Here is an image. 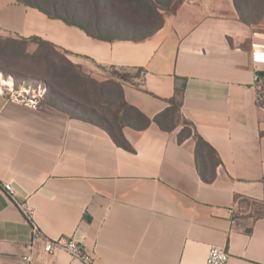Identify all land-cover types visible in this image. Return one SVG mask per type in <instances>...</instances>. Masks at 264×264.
Segmentation results:
<instances>
[{
	"label": "crops",
	"instance_id": "1",
	"mask_svg": "<svg viewBox=\"0 0 264 264\" xmlns=\"http://www.w3.org/2000/svg\"><path fill=\"white\" fill-rule=\"evenodd\" d=\"M0 37L53 45L92 80L120 84L123 102L150 120L125 123L119 109L115 123L90 121L0 95V183L16 191L12 199L0 188V264L28 252L34 264H86L62 250L46 256L60 238L92 264H206L214 246L229 264H264L263 82L252 64L264 33L234 0H174L163 27L140 42L98 40L0 0Z\"/></svg>",
	"mask_w": 264,
	"mask_h": 264
},
{
	"label": "trees",
	"instance_id": "2",
	"mask_svg": "<svg viewBox=\"0 0 264 264\" xmlns=\"http://www.w3.org/2000/svg\"><path fill=\"white\" fill-rule=\"evenodd\" d=\"M19 2L36 8L46 14L52 19L61 20L69 26H75L85 31L91 37L103 40L107 42L114 41H132L140 42L148 37L152 36L164 25V12H168L172 8L174 0H18ZM235 6L238 10L241 20L248 24L253 25L244 14V2L248 3V0H234ZM263 1V0H262ZM45 5H49L46 7ZM164 5V6H163ZM264 14V10H263ZM264 16V15H263ZM153 24V25H152ZM124 28V37L120 36L121 29ZM143 29H146L142 32ZM147 31V32H145ZM136 33H142L140 36H136ZM130 34H133L130 36ZM1 39V38H0ZM11 42L14 44L23 43L26 47L30 42L37 44L38 48L35 51L37 54L41 53L43 48H51L53 51L55 47L39 38H31L29 40H16L12 38ZM48 53L45 55L46 61L49 59ZM68 69L71 71L72 77L87 79L90 83L96 85L101 92V95H105L110 99H118L119 109L122 113V119L125 123L131 124V120L135 119L144 122L146 127L150 120L146 118L141 112L134 107L128 106L123 102V90L122 86L116 82L98 83L92 80L90 77L80 71L71 61L66 58ZM140 72V70L138 71ZM116 76L122 81H129L133 76L129 73L121 74L117 71L114 72ZM121 101V103H120ZM46 104L55 107L70 117L85 119L93 121L83 114H80L78 108H74V111L69 112L64 108L55 105L52 102ZM121 105V106H120ZM180 110V103L178 101L173 102L172 107L165 114L167 118L174 120L178 116ZM163 117V115H162ZM165 117V116H164ZM155 121L167 131L171 128L165 127L161 121V116L157 117ZM110 131L113 139L116 143L128 150L130 146L121 141L110 128H106ZM183 136L191 135V131H185ZM182 139L180 138V141ZM198 148H203L209 154L215 155L216 152L201 138L198 140ZM205 180L207 178L204 177ZM209 181V180H207Z\"/></svg>",
	"mask_w": 264,
	"mask_h": 264
},
{
	"label": "rangeland",
	"instance_id": "3",
	"mask_svg": "<svg viewBox=\"0 0 264 264\" xmlns=\"http://www.w3.org/2000/svg\"><path fill=\"white\" fill-rule=\"evenodd\" d=\"M243 6L246 19L253 23L256 30L264 33V0H248ZM121 30L120 36L124 37V28ZM141 34L136 33V36ZM0 38V75L6 80L12 78L17 88L31 87L37 94L42 93L41 105L52 102L72 113L79 112L74 111L78 108L80 114L96 121H118L119 103L101 95L96 85L87 79L72 77L65 53L47 47L41 53H32L23 43L14 44L10 39ZM46 53L50 54L48 61ZM260 104L264 108V82L260 90Z\"/></svg>",
	"mask_w": 264,
	"mask_h": 264
},
{
	"label": "built area",
	"instance_id": "4",
	"mask_svg": "<svg viewBox=\"0 0 264 264\" xmlns=\"http://www.w3.org/2000/svg\"><path fill=\"white\" fill-rule=\"evenodd\" d=\"M252 64L256 72V78L258 83L264 82V46L254 44L252 46ZM12 83L10 85L0 84V95H6L8 100L23 104L32 109H40L41 101L44 95L37 94L31 87H20L17 88L12 78H9ZM0 188L12 199L16 196V191L11 183H0ZM24 207V206H23ZM36 236L42 235L38 229L34 230ZM57 250H62L69 253L75 259L82 260L86 264H92V258L85 253L83 247L78 242L72 239L60 238L53 241H48L44 246V254L46 256H52ZM35 257L32 252H28L21 259V264H34ZM230 255L227 250L220 246H214L211 248L206 264H229ZM43 264H47L46 262Z\"/></svg>",
	"mask_w": 264,
	"mask_h": 264
},
{
	"label": "bare ground",
	"instance_id": "5",
	"mask_svg": "<svg viewBox=\"0 0 264 264\" xmlns=\"http://www.w3.org/2000/svg\"><path fill=\"white\" fill-rule=\"evenodd\" d=\"M12 83V81L11 80H6L4 77H2L1 75H0V84L1 85H10Z\"/></svg>",
	"mask_w": 264,
	"mask_h": 264
},
{
	"label": "water",
	"instance_id": "6",
	"mask_svg": "<svg viewBox=\"0 0 264 264\" xmlns=\"http://www.w3.org/2000/svg\"><path fill=\"white\" fill-rule=\"evenodd\" d=\"M262 75H264V73Z\"/></svg>",
	"mask_w": 264,
	"mask_h": 264
}]
</instances>
